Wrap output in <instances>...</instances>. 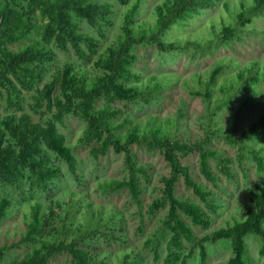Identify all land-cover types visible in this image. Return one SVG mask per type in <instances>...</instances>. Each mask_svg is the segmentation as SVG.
Masks as SVG:
<instances>
[{
	"label": "trees",
	"instance_id": "trees-1",
	"mask_svg": "<svg viewBox=\"0 0 264 264\" xmlns=\"http://www.w3.org/2000/svg\"><path fill=\"white\" fill-rule=\"evenodd\" d=\"M119 1L125 3L127 0ZM218 2H221V12L217 21L210 18L204 34L202 32L193 38L190 35L164 37L173 27L188 26L192 19L201 17ZM140 8L141 0H135L126 8L115 43L108 45L103 56L96 60V67L105 71L103 76L88 77L72 61H68L54 77L37 89L33 111L37 112L39 107L44 106L51 113V118L37 122L27 117L19 121L7 119L8 136L13 145H5V134L0 130L1 178L13 184L19 167L28 170L34 186H44L59 177V170L45 158V148L55 153L67 165L68 171L76 175L77 157L58 128L64 123L65 114L75 109L86 122L90 132L87 139H99V145L90 149L94 158L109 148L124 154L126 178L98 182V189L103 194L125 189L134 201H138L142 191L140 176L145 175L146 165L131 154V146L163 152L170 166L169 176L163 178V201L168 204V209L158 234H169L165 258L168 264H188L195 250L204 264L207 257L205 244L220 240L230 241L228 264H254L245 237L254 236L259 245V255L264 258V180L247 188L246 200L241 201L242 217L232 215L224 225L200 237L195 236L192 227L208 229L211 224L209 213H218L225 205L218 204L214 199V189L221 188L218 173L227 178L233 177L232 158L213 147L214 138H222L238 149L239 164L248 156L255 163L257 172L264 170V145L249 144L252 139L264 136V111L237 134L240 109L235 111L230 130L214 123L218 112L230 98L259 82L264 85V63L260 65L258 60L249 61L233 74L225 75L226 70H232L236 65L230 58H221L205 74L193 73L189 79L191 83L184 80L189 94L202 98L206 103L204 136L193 142L177 138V130L182 124L180 111L167 120L155 115L143 123L135 121L126 126L127 117L116 121L122 114L121 109L107 104L96 107L95 100L106 98L132 102L140 99L148 102L154 99L173 82V75L151 74L145 83H128L133 77L139 78L132 71L137 59L132 53L134 46L154 45L159 53L165 54L187 49H192L195 54H211L240 39L242 29L252 25L255 18L264 16V0H162L153 7L151 21L137 20ZM36 12L44 18L43 23H38ZM110 12V3L93 0H0V90L4 93L5 105L8 108L22 107L25 102L22 90H30L40 81L28 65L32 61L51 60L54 57L49 48L51 43L64 52L69 51V45L78 58L88 60L96 52L99 39L80 31L74 18L84 19L100 38H104V28L111 24ZM33 34L39 35L38 44H28L18 50L10 47L21 40L31 39ZM57 84L59 96L54 95ZM253 100L254 95L251 94L243 104L249 106ZM39 113L42 115V112ZM194 152L197 153L198 172L203 180H196L188 166L180 160V155ZM179 178H183L197 200L176 196L175 184ZM12 205L10 197H0V221L8 216ZM27 206L29 211L23 215L26 230L19 242L32 246L16 264H45L46 257L61 252H66L74 264H139L130 259L132 253L127 251L109 257L107 254L92 255L85 247L87 240L98 233L108 236L101 230L116 218V213L111 212L106 219H102V212H95L83 194H68L64 210H55L61 207L57 202L47 211L38 200L31 201ZM81 208L84 209L83 223L75 225ZM46 233L49 236L45 238ZM184 241L191 244L186 253L182 251ZM2 256L3 249H0V261ZM157 257L158 254H155Z\"/></svg>",
	"mask_w": 264,
	"mask_h": 264
},
{
	"label": "rangeland",
	"instance_id": "rangeland-1",
	"mask_svg": "<svg viewBox=\"0 0 264 264\" xmlns=\"http://www.w3.org/2000/svg\"><path fill=\"white\" fill-rule=\"evenodd\" d=\"M93 1L111 4L109 14L111 24L105 26V37L100 38L94 28L84 19L74 18L80 26V31L99 39L96 52L88 60L78 58L69 45V51L64 52L58 49L54 43H51L49 48L54 53L51 60L45 62L32 61L28 65V69L38 75L40 81L32 89L22 90L25 102L21 108H8L5 105L4 93L0 90V130L4 131L5 145H13L6 127L8 118L19 121L21 118L27 117L33 122H37L52 117L44 106L39 107L37 112L33 111L32 106L36 104L37 89L54 77L66 62L72 61L88 77L104 75L105 71L96 67L95 62L103 56L108 45L115 43L116 37L120 33L122 16L126 8L135 0H127L125 3L119 0ZM161 1L141 0L137 20L151 21L153 7ZM230 1L234 2L235 0ZM220 4L221 2H218L213 9L206 10L201 17L192 19L186 27H173L164 37L174 38L190 35L193 38L200 36L203 31L205 32L204 29L210 18L217 21V15L221 12ZM35 16L38 23L44 22V18L38 12L35 13ZM39 40V35L33 34L31 39L21 40L10 45V47L18 50L28 44L36 45ZM132 53L137 58L133 63L132 71L139 78L133 77L128 83H145L151 74H171L173 75V82L148 102H143L140 99L123 102L116 99L99 98L95 100L96 107L107 104L121 109L122 114L117 117L116 121L127 117L126 126L135 121L143 123L147 118L155 115L167 120L180 111L182 124L177 130V138L193 142L195 139L204 136L206 103L202 98L193 97L189 94L184 85V80L190 82L189 79L193 73L205 74L221 58H230L232 64L236 65V68L226 70L225 75L233 74L236 69L247 65L249 61L258 60L259 64L262 65L264 63V16L255 18L252 25L242 29L240 39L234 40L227 47L218 48L211 54H195L192 49L165 54L159 53L154 45L134 46ZM244 90L239 95L230 98L218 112L214 120L216 126L230 130L235 111L240 109L237 134L264 111L263 83L259 82ZM215 94H219L218 91H215ZM251 94L254 95V100L251 105L245 106L243 102ZM54 95L59 96L58 84ZM39 112H42V115ZM58 128L66 136L67 143L72 147L73 153L77 157L76 175H72L68 171L67 165L55 153L46 148L45 158L51 161L60 174L59 177L46 185H32L30 174L24 167L17 168L16 179L13 184L2 179L0 171V197L8 196L13 200L8 216L0 221V249H3L0 264H16L31 249L32 245L19 242L26 230L23 215L29 211L28 203L38 200L43 203L47 211L57 202L61 204V207L59 209L56 207L55 210H64L66 196L70 193L83 194L85 200L91 202L95 212H102V219H106L111 212L116 213V218L108 222L107 226L101 230V232L108 233V236L98 233L92 239L87 240L85 247L92 255L107 254L109 257H113L120 252L127 251L132 253L130 259L139 264H168L165 258L168 254L166 244L169 234H158L168 209V204L163 201V178L169 176L170 166L165 160L163 152L160 150L147 151L136 145L131 146V154L137 161L146 165L145 175L140 176L142 191L138 201H134L125 189L103 194L98 189V182L110 178H126L127 176L123 152H115L109 148L94 158L90 149L99 145V139L97 137L87 139L90 132L86 122L75 109L65 114L64 123L59 124ZM249 144L264 145V136L252 139ZM212 145L224 155L232 158L230 165L233 177L227 178L218 173V184L221 188L214 189V199H217L218 204L225 205L218 210V213H209L211 224L208 229L193 225L192 228L196 237L224 225L227 220H231L232 215L238 218L242 217L241 201L246 200L247 188L264 180V170L257 172L255 163L248 156L240 164L238 163V149L236 147L229 145L222 138H214ZM262 155L264 156V150ZM180 160L188 166L196 180H203L198 172L196 152L180 155ZM175 194L179 198L197 200L192 190L185 185L183 178L177 180ZM83 211L84 209L81 208L77 213L75 225L83 223ZM184 218L189 222L188 218L185 216ZM48 236V233L44 235L45 238ZM148 241H150L149 244H147ZM245 241L254 264H264V258L259 255V245L254 236L247 235ZM183 246L182 251L186 253L191 244L184 241ZM205 246L207 257L204 264H228L227 261L231 254L230 241L220 240L214 244L206 243ZM155 254H158L157 258H155ZM45 264H74V262L66 252H61L46 257ZM188 264H202L197 250L188 259Z\"/></svg>",
	"mask_w": 264,
	"mask_h": 264
}]
</instances>
